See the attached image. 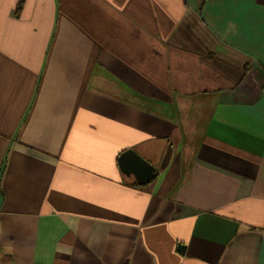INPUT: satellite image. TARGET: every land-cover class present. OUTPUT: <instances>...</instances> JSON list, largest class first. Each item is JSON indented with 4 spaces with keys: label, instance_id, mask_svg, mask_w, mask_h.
Masks as SVG:
<instances>
[{
    "label": "crops",
    "instance_id": "crops-1",
    "mask_svg": "<svg viewBox=\"0 0 264 264\" xmlns=\"http://www.w3.org/2000/svg\"><path fill=\"white\" fill-rule=\"evenodd\" d=\"M0 264H264V0H0Z\"/></svg>",
    "mask_w": 264,
    "mask_h": 264
},
{
    "label": "water",
    "instance_id": "water-1",
    "mask_svg": "<svg viewBox=\"0 0 264 264\" xmlns=\"http://www.w3.org/2000/svg\"><path fill=\"white\" fill-rule=\"evenodd\" d=\"M170 150L168 149L159 167H156L129 148L121 152L117 158L120 171L126 176H133L137 184L144 185L156 178L159 170L165 165Z\"/></svg>",
    "mask_w": 264,
    "mask_h": 264
}]
</instances>
